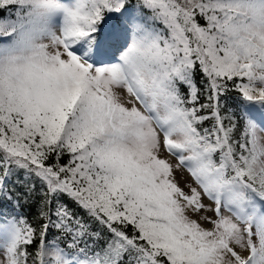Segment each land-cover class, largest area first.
<instances>
[{
    "label": "snow or ice",
    "instance_id": "obj_1",
    "mask_svg": "<svg viewBox=\"0 0 264 264\" xmlns=\"http://www.w3.org/2000/svg\"><path fill=\"white\" fill-rule=\"evenodd\" d=\"M0 13V264H264V0ZM21 173L39 228L15 211Z\"/></svg>",
    "mask_w": 264,
    "mask_h": 264
},
{
    "label": "trees",
    "instance_id": "obj_2",
    "mask_svg": "<svg viewBox=\"0 0 264 264\" xmlns=\"http://www.w3.org/2000/svg\"><path fill=\"white\" fill-rule=\"evenodd\" d=\"M6 15L5 13H0V16ZM197 84L200 87H203L200 84V77L197 76ZM237 93L233 91H229L227 94L221 97V103H222V115L226 113V110L228 107H234L235 106V97ZM201 102H204V98L201 97ZM211 122H206L205 127H209ZM242 124L243 121H240L237 125V129L235 132V137L238 139L241 131H242ZM67 157L63 158L61 163H66ZM32 183V180H25L23 174H19L16 176H13L10 178L8 183V188L11 190L12 194L15 196H20V203L21 207L15 209L16 213L19 215H22L24 218L27 219V221L32 224L33 226L39 228V225L41 221L38 219L39 212H40V201L41 196L40 193L42 191L40 184L37 182L35 185V190L31 193V195H24L25 192L28 190V185ZM26 201V202H25ZM66 203H68L72 210L77 212V214L81 217H83L85 220L88 219V217L84 214L82 209H78L71 201L65 200ZM8 208L9 212H12L11 205L6 206ZM55 233V229L50 230L49 237Z\"/></svg>",
    "mask_w": 264,
    "mask_h": 264
},
{
    "label": "rangeland",
    "instance_id": "obj_3",
    "mask_svg": "<svg viewBox=\"0 0 264 264\" xmlns=\"http://www.w3.org/2000/svg\"><path fill=\"white\" fill-rule=\"evenodd\" d=\"M261 135H264V133H261ZM165 155H166V154H165ZM170 159L172 160V163H173V164L176 163V159H175L174 157H170ZM175 178H176V180L179 182V186H180L181 188H183V189L187 192L188 189L185 187V181H186V180H187V181H190V180H191V178H190L189 174L187 173V171H186V170H183V169H181V170H179V171H176V172H175ZM203 203L206 204V205L211 204V202H210L206 197L203 198ZM222 211H223V210H222ZM190 214H191V213H190ZM224 214H225V215H228L227 212H225ZM202 215H207V216H209V217H212L213 219L216 218L214 212H211V211L203 212ZM193 218H194V219H197V220L200 219V217H199V216H196V215H194ZM201 223L203 224V226H204L205 228H210V227H211V224H209V223H206V222H203V221H201Z\"/></svg>",
    "mask_w": 264,
    "mask_h": 264
}]
</instances>
